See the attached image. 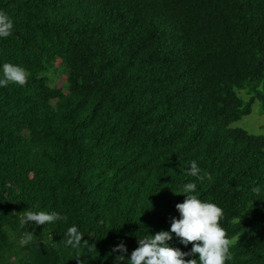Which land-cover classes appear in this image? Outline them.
Listing matches in <instances>:
<instances>
[{
	"label": "trees",
	"instance_id": "obj_1",
	"mask_svg": "<svg viewBox=\"0 0 264 264\" xmlns=\"http://www.w3.org/2000/svg\"><path fill=\"white\" fill-rule=\"evenodd\" d=\"M0 10L14 20L0 63L29 73L0 87V264H113L114 245L130 255L136 234L170 228L189 180L224 210L226 264H264V132L230 126L257 99L264 108V0H0ZM59 68L64 86L52 83ZM192 160L211 182L186 174ZM28 210L63 218L22 224ZM72 224L78 249L63 243Z\"/></svg>",
	"mask_w": 264,
	"mask_h": 264
},
{
	"label": "clouds",
	"instance_id": "obj_2",
	"mask_svg": "<svg viewBox=\"0 0 264 264\" xmlns=\"http://www.w3.org/2000/svg\"><path fill=\"white\" fill-rule=\"evenodd\" d=\"M13 29V18L7 12L0 10V38L10 36ZM28 76V70L18 63H0V87L9 83L24 85ZM186 174L196 177L201 184L206 180L208 182L213 180V174L202 169L196 160L191 161ZM196 191V181L184 182L179 191H175L186 196L182 202L176 204L180 215L171 218L170 228L156 231L154 234L150 231L145 234H136L138 246L131 251L130 255H125L128 249L123 241L114 245L112 252L116 255L113 258V264H121V261H127V264H226V261L231 259V247L235 239L226 234V229L222 225L224 210L215 201L198 197L195 194ZM62 218V213L55 210H28L21 223L49 224ZM83 235L78 226L72 224L66 229L63 243L78 249L82 246ZM173 235L180 237L185 245L189 242L195 243L185 251L169 243ZM31 238L32 233L27 232L20 237V242L25 243ZM93 244L86 245V252L92 253ZM188 256L193 258L185 259Z\"/></svg>",
	"mask_w": 264,
	"mask_h": 264
},
{
	"label": "rangeland",
	"instance_id": "obj_3",
	"mask_svg": "<svg viewBox=\"0 0 264 264\" xmlns=\"http://www.w3.org/2000/svg\"><path fill=\"white\" fill-rule=\"evenodd\" d=\"M52 74V73H51ZM52 83L57 85H65L66 77L62 68H59L52 74ZM231 127H244L249 132L261 134L264 132V108L260 100H256L252 105V111L249 114L242 116L240 119L230 123Z\"/></svg>",
	"mask_w": 264,
	"mask_h": 264
}]
</instances>
